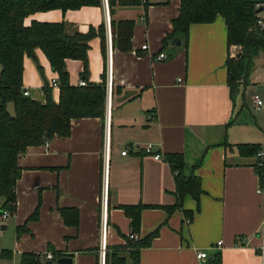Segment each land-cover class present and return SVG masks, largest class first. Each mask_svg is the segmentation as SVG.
I'll return each mask as SVG.
<instances>
[{
	"label": "crops",
	"instance_id": "crops-1",
	"mask_svg": "<svg viewBox=\"0 0 264 264\" xmlns=\"http://www.w3.org/2000/svg\"><path fill=\"white\" fill-rule=\"evenodd\" d=\"M179 6L180 0L116 6L115 19L134 20L130 50L112 46L107 0L75 9L37 10L25 18L26 23L63 19L80 31L105 22L111 82L107 187L102 185L105 122L99 116L72 118L69 134L29 145L18 157L16 208L5 219L0 214V264H20L25 251L42 254L38 264H100L104 200L107 245L123 244L133 232L123 205L151 204L141 208L134 232L142 237L157 229L151 243L140 248V264H207L216 251L221 264H262L258 247L264 193L257 189L263 181L254 166L256 156L241 153L237 145L264 146V108H254L251 101L255 91L264 97V53L254 58L248 82L231 94L225 59L239 47H228L221 15L191 23L186 45L181 38L179 44L171 38L164 45ZM259 16L264 18V13ZM89 43V78L99 80L104 65L100 36ZM159 52L165 56L156 58ZM36 53L46 78L57 76L44 52L37 48ZM23 65L24 88L44 100L36 64L25 56ZM66 66L76 83L81 60L67 58ZM52 91L58 99V87ZM147 143L160 158L144 150ZM127 144L131 148L121 154ZM174 151L183 155L185 174L199 176L202 192L198 199L185 194L181 207L168 210L165 205L175 202V179L163 154ZM60 207L75 210L67 211L69 221ZM35 209L37 216L29 218ZM183 209L192 210L191 217ZM50 246L62 253L47 258ZM200 250L207 256L198 257ZM62 255L72 260L57 262Z\"/></svg>",
	"mask_w": 264,
	"mask_h": 264
},
{
	"label": "trees",
	"instance_id": "trees-1",
	"mask_svg": "<svg viewBox=\"0 0 264 264\" xmlns=\"http://www.w3.org/2000/svg\"><path fill=\"white\" fill-rule=\"evenodd\" d=\"M110 14L112 46L121 50L132 48L134 20L115 19L113 14L118 5L139 4L142 0H107ZM103 0H0V196L3 202L0 210L14 212L16 208V181L21 167L18 157L29 145L46 142L54 135H67L71 119L81 116H99L105 122L106 113V27L101 21L97 27L90 26L87 31L71 29L65 20H37L29 23L25 18L37 11L51 8L75 9L83 5H101ZM254 0H180L179 13L172 19V31L163 38L164 45L174 36H179L186 45L189 26L193 22H210L221 15L227 29V45L239 47L234 55H227L225 65L228 71L227 82L231 94L247 83L254 66V58L264 53V25L258 23L259 13ZM98 35L104 58L99 80L89 78L87 50L90 39ZM40 48L50 66L57 73L58 99L53 96V86L44 75L36 49ZM29 56L36 64L43 78L41 86L44 100L31 94H24V57ZM67 58H77L82 62L81 78L84 84L70 81L66 66ZM12 102L13 112L8 103ZM241 153L255 155V169L261 181L263 170L256 165L257 143H238ZM164 159L174 172L175 202L165 205L168 210L181 207L183 196L187 193L196 199L202 192L198 175L185 174V161L181 152H166ZM151 204L137 203L123 205L130 218L131 230L139 228L140 210ZM72 208L60 207L69 221L67 211ZM191 217L192 210L183 209ZM37 216V209L29 218ZM25 224L17 227L20 233ZM157 229L136 239L127 237L123 244L107 245L104 264H140V248L151 243ZM53 256L62 252L53 248ZM42 254L25 251L20 264H38ZM207 264H221L219 251L213 252Z\"/></svg>",
	"mask_w": 264,
	"mask_h": 264
},
{
	"label": "built area",
	"instance_id": "built-area-1",
	"mask_svg": "<svg viewBox=\"0 0 264 264\" xmlns=\"http://www.w3.org/2000/svg\"><path fill=\"white\" fill-rule=\"evenodd\" d=\"M261 5H264V0H260L256 2V6L259 7ZM258 23L261 25H264V18L259 17L258 18ZM143 48L146 47V44L142 45ZM165 56L164 52H159L156 55V58H162ZM78 84H84L85 80L83 78H79L78 81L76 82ZM49 84L52 85L53 87H58V80L57 77H51L49 80ZM111 91V82L109 75H107V82H106V114H105V128H104V137H103V149H102V176H103V188L107 187V173H108V165H109V155H110V142H109V135H108V119H109V95ZM24 94H29V90L27 88H24ZM251 101L253 104V107L256 109H261L264 108V97L257 91L253 92L251 96ZM131 148V144L125 145V147L121 150V154H126L128 150ZM144 150L147 153H150L154 158H160L161 153L153 150V145L152 143H147L144 145ZM257 161L256 165L261 167L263 170V183L257 191L264 193V146H261L259 150L257 151ZM106 196V195H105ZM106 199V198H105ZM106 209L107 207L105 206V200L102 203V212H101V234H100V245H99V256H100V264L105 263V253H106V229H107V219H106ZM1 218L5 219L10 215V211L8 209H2L1 210ZM260 236H261V241L258 247V252L261 256L262 259V264H264V224L261 227L260 230ZM130 238L136 239L138 235L136 233H130L129 234ZM222 241L218 240L217 244H220ZM45 256L47 258L52 257V253L50 251H47L45 253ZM198 257H205L207 256V252L205 250H200L197 252Z\"/></svg>",
	"mask_w": 264,
	"mask_h": 264
},
{
	"label": "water",
	"instance_id": "water-1",
	"mask_svg": "<svg viewBox=\"0 0 264 264\" xmlns=\"http://www.w3.org/2000/svg\"><path fill=\"white\" fill-rule=\"evenodd\" d=\"M262 8H263V6L261 5V6H259V7L256 9V11L259 12ZM171 42H172V43L179 44V43H180V37H179V36H174V37H172ZM71 260H72V259H71V256H67V255H62V256H60V257H58V258L56 259L57 262H69V261H71ZM51 263H52V261L50 260L48 264H51Z\"/></svg>",
	"mask_w": 264,
	"mask_h": 264
},
{
	"label": "rangeland",
	"instance_id": "rangeland-1",
	"mask_svg": "<svg viewBox=\"0 0 264 264\" xmlns=\"http://www.w3.org/2000/svg\"><path fill=\"white\" fill-rule=\"evenodd\" d=\"M259 14H263L264 13V9H261L259 12H258ZM51 77H54V76H51ZM51 77H49V78H47L48 79V81L50 80V78ZM57 77V76H56ZM53 90V89H52ZM8 108L13 112V104H12V102H9L8 103ZM0 199H2V197L0 196ZM0 222H2V220H0Z\"/></svg>",
	"mask_w": 264,
	"mask_h": 264
}]
</instances>
